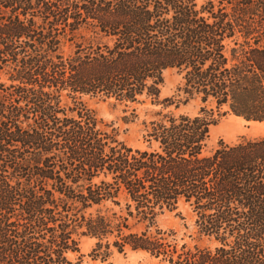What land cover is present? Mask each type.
Returning a JSON list of instances; mask_svg holds the SVG:
<instances>
[{"label":"trees","instance_id":"obj_1","mask_svg":"<svg viewBox=\"0 0 264 264\" xmlns=\"http://www.w3.org/2000/svg\"><path fill=\"white\" fill-rule=\"evenodd\" d=\"M171 69L183 101L160 97ZM86 97L202 106L137 149ZM222 110L264 123V0H0V264H80L81 237L101 261L264 264V136L207 150ZM182 205L193 244L157 225Z\"/></svg>","mask_w":264,"mask_h":264},{"label":"rangeland","instance_id":"obj_2","mask_svg":"<svg viewBox=\"0 0 264 264\" xmlns=\"http://www.w3.org/2000/svg\"><path fill=\"white\" fill-rule=\"evenodd\" d=\"M2 81L6 82L3 77ZM181 84V76L174 70H168L164 73V81L161 88V99H173L175 102L183 101L185 96L179 94L177 89ZM87 106L92 109L97 117L98 128L120 142L126 145L145 149L147 144L144 142L145 125L159 117L158 112H173L175 115L184 114L188 116H196L199 113L201 104L198 100H189L185 104H181L178 109L174 106L162 111L161 106L151 105L148 101L144 104H128L114 101L113 99H97L85 98ZM215 112L214 118H219L216 125L210 128L209 141L207 150L217 147L220 140L228 144H233L243 139H254L264 136V123L246 122L231 113L221 115ZM220 116V117H219ZM105 208L112 209L111 206ZM103 208V211L104 209ZM113 211H119L113 208ZM179 215L176 213H166L161 216L157 225L162 230H173L179 243L186 242L193 244L191 237H195L193 228V216L188 207L182 205L179 209ZM96 240L90 237H81L79 240L80 254L68 255L72 262H77L81 256L80 264H167L158 259L152 258L142 252H132L126 250L125 253H117L112 251L111 256L106 261L100 258H93L91 252L95 246ZM203 244H208L203 241Z\"/></svg>","mask_w":264,"mask_h":264}]
</instances>
